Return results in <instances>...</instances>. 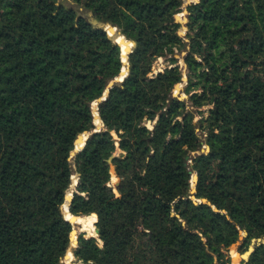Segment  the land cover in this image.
<instances>
[{"label": "trees", "instance_id": "16d2710c", "mask_svg": "<svg viewBox=\"0 0 264 264\" xmlns=\"http://www.w3.org/2000/svg\"><path fill=\"white\" fill-rule=\"evenodd\" d=\"M71 1L103 26L60 0H0V264H64L74 173L65 209L96 213L99 230L78 235L82 263L226 264L238 228L264 236V0H193L185 35L182 0ZM106 24L134 42L127 75L70 158L123 68ZM181 51L187 98L173 94ZM161 57L170 67L151 74ZM203 142L209 152L191 156ZM245 264H264V244Z\"/></svg>", "mask_w": 264, "mask_h": 264}, {"label": "rangeland", "instance_id": "374dc122", "mask_svg": "<svg viewBox=\"0 0 264 264\" xmlns=\"http://www.w3.org/2000/svg\"><path fill=\"white\" fill-rule=\"evenodd\" d=\"M62 3L66 4V5H70L75 7L78 12L80 14H82L83 16H85L89 21H91L92 23L98 25L100 24L98 21H96L92 15L91 12H89L88 10L84 9V8H80L79 5L75 4L74 2H72L71 0H60ZM193 0H182V4H181V8L183 11H181L180 13H177L175 15V17H177L178 21L182 23V26L179 28L178 33L181 35H185V33L187 32V28H186V21H187V12H186V6L189 2H191ZM197 1V0H195ZM108 27V28H107ZM107 31L109 34H111L115 39L116 42L119 43L120 48H121V52L125 51L126 55L128 54L127 52L129 51L131 47V44L129 42V40L125 37H123L122 35L118 34L116 29L113 26H106ZM113 33V34H112ZM124 40V41H123ZM126 55L124 54V58H123V66L127 69V67L125 66L126 62H127V58ZM186 52L185 51H181L180 53L177 54L178 57V65L180 67V70L182 71V81L179 84H176L178 89L173 90V92L176 94H178L181 97H186V95L182 92V89L184 88L185 84H186V80L189 74V65L188 63L190 61L186 60ZM166 67H170L169 66V62H168V57H161L155 60V62L152 65V71L151 74H156L157 72H162ZM95 102V101H94ZM189 102V101H187ZM205 109H207V107L202 108V110L204 111V114L207 115V112L205 111ZM92 110L94 111V115H95V123H96V128H101L102 127V121L97 113L96 110V104L92 103ZM192 110H194V108H192ZM194 124L197 127V133L199 134V136H201L202 138H205L204 132L200 129L199 127V119L201 116H199V114L197 112H194ZM147 125L149 127L152 126L151 123L147 122ZM206 148L209 147L208 144L203 142V146L201 148ZM118 152V151H117ZM197 155L196 153H192L191 156ZM190 163V160L188 161ZM111 179L109 180V185L111 187H113L115 189V184H117V181L119 180L118 177L115 175L113 169H111ZM196 174L195 171H191V184H192V177L193 174ZM71 183L72 185L74 184L72 193L75 192L77 189V185L79 184V178L77 176L76 173H74L71 177ZM197 183V182H196ZM196 186V185H195ZM196 191V188H195ZM71 193H68L67 196V200L70 198ZM84 195H86L84 193ZM194 196V195H193ZM192 199H194L195 201L198 200L194 197H192ZM92 214V213H91ZM95 215V214H94ZM97 215V214H96ZM88 218V219H86ZM79 224H74V226L72 225V230H73V236H72V242L74 239L77 240V237L80 233H84L87 237L89 236H94L97 237V235L94 232V229L96 228V222L93 219V216L91 215H84V216H75L74 218ZM97 220V218H96ZM87 221L90 222L91 228L90 230L87 228H84L85 225H87ZM89 227V226H88ZM232 236V235H231ZM241 237V238H240ZM240 238L239 241H237ZM251 238L247 237V232L245 229L243 228H238L236 236L234 239L228 240L227 242L223 243L222 245V254H223V258L226 261V264H245V261H242L240 259V254L243 253L247 248L248 245L250 243ZM233 243H235L233 245ZM99 244L102 245V242L99 241ZM233 245V246H232ZM238 255V257H237ZM216 258V256H214ZM67 260H69L70 262L68 263ZM217 262V261H216ZM63 263L64 264H86V263H82L81 261L77 260L76 257H74V255L71 254L70 251L67 252L65 259H63ZM219 264V263H218Z\"/></svg>", "mask_w": 264, "mask_h": 264}, {"label": "water", "instance_id": "95a60500", "mask_svg": "<svg viewBox=\"0 0 264 264\" xmlns=\"http://www.w3.org/2000/svg\"><path fill=\"white\" fill-rule=\"evenodd\" d=\"M175 19H176V21H178L177 17H175ZM107 25L112 26V25H110V24H106V25L104 26V29H105L106 31H107V29H106V26H107ZM99 26H103V25H102V24H99ZM113 27L116 29L117 33L121 35V33L119 32V30L117 29V27H115V26H113ZM107 33H108V32H107ZM108 35L113 39V41H114L116 44L119 45V43L116 42V39H115L111 34L108 33ZM129 41L132 43V45H131V47H132V46L134 45V42L131 41V40H129ZM130 51H131V48L129 49V51H128L127 53H129ZM126 58H127V55H126ZM122 62H123V61H122ZM125 66L127 67V71H128V63H127V62H126V64H125ZM127 71H126V73H124V74L122 75V77H120V78H119V77H116L115 79L111 80V81L109 82V84L107 85L106 90H105V92L103 93V95H102L100 98H98L97 100H95V102H93V103L96 104V110H97V112H98V107H97V105H98V103H99L101 100L105 99V97L107 96V93H108V89H109L110 87H112V85H113L115 82H120V81H122L123 78L127 75ZM120 75H121V72H120L119 76H120ZM174 88H175V89H178L177 85H175ZM173 94L176 95V96H178V97L180 98V96H179L177 93L175 94V93L173 92ZM92 112H93V124H94V128L91 129V130H89V131L81 132L79 135H77V137H76V138L74 139V141H73V150L71 151L70 158H72L73 156H75V154H76L78 151H80V150L82 149V147H83L84 144H85V141L87 140V138H88L90 135H92V134L95 133V132H98L101 128L104 127V125L102 124V127H101L100 129H99V128H96L95 123H94V120H95L94 111L92 110ZM81 140L83 141V144H82V146L79 147L78 145H79V143H80ZM208 152H209V147H206V148L204 147V148H200V150L197 151L196 154H202V153H205V154H206V153H208ZM111 158H112V156L108 158V162L111 161ZM189 158H190V155H186V156H185V164L188 163ZM113 170H114V168H113ZM192 178H193V177H192ZM196 182H197V175L195 174V181L192 182L193 184H191V181H190V189H189V192H190V197H191V198L194 197L193 195H194V193H195V185H196ZM108 185H109V184H108ZM109 186H110V185H109ZM118 186H119V181H118L117 184H115V189H116ZM65 191H66V189H63V193H64V203H63V205H62L63 214H64V210H65V201H66V194H65ZM72 196H73V193L71 194V196H70V198L68 199V202H67V208H68V209H69V203H70V200H71ZM200 201H201V202H207V200H206L205 198H201ZM92 214H95V217L97 218L96 213H92ZM64 217H65V216H64ZM65 219L68 220L73 226H74V224H78L75 220H70V219H67V218H65ZM95 221H97V220H95ZM94 232H95V234H96L97 236L99 235V230H98L97 228L94 229ZM72 234H73V230L71 231V234H70V243H69V247H68V249H67V252L70 251L71 254L73 255V253H72V249L76 246V244H77V240L74 239L73 242H72V240H71V235H72ZM89 237H94V236H89ZM261 244H264V236H262V237L251 238L250 243H249V245H248V248H247L243 253L240 254V259H241L242 261H245V262L248 261L250 255L255 251L256 247H258V246L261 245ZM67 252H66V254H67ZM66 254L64 255L63 259H65Z\"/></svg>", "mask_w": 264, "mask_h": 264}, {"label": "bare ground", "instance_id": "6f19581e", "mask_svg": "<svg viewBox=\"0 0 264 264\" xmlns=\"http://www.w3.org/2000/svg\"><path fill=\"white\" fill-rule=\"evenodd\" d=\"M108 28V27H107ZM106 28V29H107ZM113 34V33H112ZM124 41V40H123ZM130 42V41H129ZM130 44L132 45V43L130 42ZM124 54L126 55V53H125V51H122L121 52V59H122V61H123V58H124ZM124 62V61H123ZM126 71H127V69L123 66V68L121 69V75L120 76H118L119 78L120 77H122V75L124 74V73H126ZM98 113V112H97ZM102 125V124H101ZM95 126H96V124H95ZM82 144H83V141L81 140L80 141V143H79V147L80 146H82ZM195 181V174H193V179H192V182H194ZM193 184V183H192ZM73 187H74V185H72V183L69 185V187L67 188V190H66V201L68 202V200H67V196H68V193H72V190H73ZM64 214H65V216H66V218L67 219H70V220H75L74 218H75V216H73V215H70L69 214V212H68V210H66L65 209V211H64ZM86 219H88V218H86ZM76 221V220H75ZM77 222V221H76ZM78 223V222H77ZM79 224V223H78ZM89 226V227H88ZM84 228H87V229H89L90 230V228H91V225H90V222L89 221H87V225H85V227ZM72 236L73 235H71V238H72ZM241 238V237H240ZM237 257H238V255H237ZM67 262L69 263L70 261L69 260H67Z\"/></svg>", "mask_w": 264, "mask_h": 264}]
</instances>
